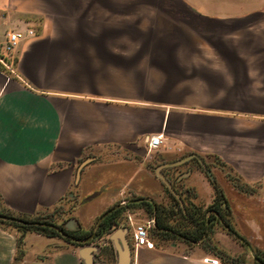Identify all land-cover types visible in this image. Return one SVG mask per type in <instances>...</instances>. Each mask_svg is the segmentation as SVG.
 <instances>
[{"label":"crops","instance_id":"0c3cea01","mask_svg":"<svg viewBox=\"0 0 264 264\" xmlns=\"http://www.w3.org/2000/svg\"><path fill=\"white\" fill-rule=\"evenodd\" d=\"M262 4L0 0V35L34 32L20 40L11 68L0 64L1 209L53 213L84 232L120 206L116 224L129 246L131 224L151 221L152 247L131 249L129 264H231L204 237L255 264L264 249ZM159 133L163 143L148 150L147 136ZM180 160L160 172L180 194L181 212L206 218L214 180L238 237L221 220L194 241L152 234L154 216L138 200L167 205L156 169ZM112 231L90 240L100 264L117 263ZM80 248L0 223V264H83Z\"/></svg>","mask_w":264,"mask_h":264},{"label":"trees","instance_id":"16d2710c","mask_svg":"<svg viewBox=\"0 0 264 264\" xmlns=\"http://www.w3.org/2000/svg\"><path fill=\"white\" fill-rule=\"evenodd\" d=\"M215 196L212 204L208 205L205 209V212H209L207 217L204 218L200 214V210L195 211L193 214H190L187 210L185 213H182L178 201L175 197L168 191L165 187V191L169 197V203L167 205L151 203L145 198H140L138 204L143 206L146 211L152 213L154 216V228L152 234L164 240H171L176 236L184 238L189 241L197 240L206 234L207 230L210 229L215 223L222 221L223 226L227 228V231L238 237L233 227L229 221L224 217L221 210L223 208L227 211V205L223 206L225 202L221 188L216 184L214 180L211 181ZM134 204V203H132ZM123 211L122 207H117L114 210L108 212L101 220L97 222L95 229L90 231H80V230H69L64 227V222L57 223L54 220L53 213L37 215L31 218L20 217L12 214L6 210H0V214L6 216L17 217L28 223L20 224L17 222L7 221L0 219V223L10 224L18 228L22 233L26 231H34L49 237L59 236L63 237L65 240L72 242L74 245L81 246V240L93 233L94 236L101 235L103 233H109L112 231V225L117 222V217ZM204 215V214H203ZM179 218V219H178ZM190 223L193 229H189L187 224ZM59 229L63 233L59 232ZM72 238H75L78 241H71ZM203 240H206V245L212 249L215 254L220 255L224 261L231 264H243L241 257H231L226 255L224 252L216 249L214 245H210V241L207 237H204ZM18 249L21 247L22 239H18ZM20 253V251H19ZM21 256V253L18 254V258ZM255 264H264V249H256L254 252Z\"/></svg>","mask_w":264,"mask_h":264},{"label":"water","instance_id":"95a60500","mask_svg":"<svg viewBox=\"0 0 264 264\" xmlns=\"http://www.w3.org/2000/svg\"><path fill=\"white\" fill-rule=\"evenodd\" d=\"M93 157H88L84 161L80 163L78 166L77 172H76V178L79 177L80 172L82 167L91 161ZM185 160V159H184ZM184 160H180L178 162H173V163H167L163 164L156 169V175L159 177V179L162 181L163 185L169 190V192L177 199L179 202L180 206L183 208V200L180 196V194L175 190V188L172 186L170 181L160 172V169L167 167V166H173L176 165ZM201 164L204 165V163L201 161ZM208 172V171H207ZM209 173V172H208ZM113 208H110L108 211L103 213V215L100 217H104L108 212L112 211ZM0 219L2 220H7V221H12V222H17L20 224H26L28 222L19 219L17 217H12V216H6L0 214ZM68 228V226H66ZM60 233H63L62 230L59 229ZM125 229L117 227V224H113V231L111 233V239L114 240L117 244L118 248V257H117V263L116 264H129L130 261V255H131V248L129 246L128 240L125 236ZM94 234L91 233L88 236L84 237L81 240V248H80V257L82 258L83 264H100L98 261H96L94 257V251L95 247L90 244V240L93 239ZM73 240H76L75 238H72Z\"/></svg>","mask_w":264,"mask_h":264},{"label":"built area","instance_id":"2783aa9c","mask_svg":"<svg viewBox=\"0 0 264 264\" xmlns=\"http://www.w3.org/2000/svg\"><path fill=\"white\" fill-rule=\"evenodd\" d=\"M32 35H34L32 30H27L26 33L11 30L0 35V64L5 68H11L10 63H7V61L11 60V55L18 46L20 40ZM163 138L164 136L162 133L148 135V150L158 148L163 143ZM128 220L130 221V219ZM150 224L151 221L131 224V249L136 250L142 246L152 247V243L149 241ZM210 261L212 263H217L218 259L214 258Z\"/></svg>","mask_w":264,"mask_h":264},{"label":"rangeland","instance_id":"374dc122","mask_svg":"<svg viewBox=\"0 0 264 264\" xmlns=\"http://www.w3.org/2000/svg\"><path fill=\"white\" fill-rule=\"evenodd\" d=\"M262 3H264V0H262ZM259 12H261V13H264V4H262V6H260V11ZM0 210H2L1 209V207H0ZM6 225H9V226H11V227H14V228H16L15 226H12V225H10V224H6ZM16 229H18V228H16ZM18 231H19V229H18ZM177 241V240H176ZM175 241V242H176ZM178 242V241H177ZM166 244H169V242H167Z\"/></svg>","mask_w":264,"mask_h":264}]
</instances>
